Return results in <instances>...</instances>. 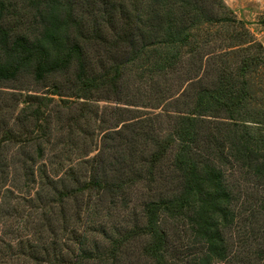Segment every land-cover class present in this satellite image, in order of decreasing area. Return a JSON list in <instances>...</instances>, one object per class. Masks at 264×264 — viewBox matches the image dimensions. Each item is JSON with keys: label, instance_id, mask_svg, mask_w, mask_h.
Returning a JSON list of instances; mask_svg holds the SVG:
<instances>
[{"label": "trees", "instance_id": "obj_1", "mask_svg": "<svg viewBox=\"0 0 264 264\" xmlns=\"http://www.w3.org/2000/svg\"><path fill=\"white\" fill-rule=\"evenodd\" d=\"M215 5L0 0V85L46 87L0 105V264H264V47Z\"/></svg>", "mask_w": 264, "mask_h": 264}, {"label": "rangeland", "instance_id": "obj_2", "mask_svg": "<svg viewBox=\"0 0 264 264\" xmlns=\"http://www.w3.org/2000/svg\"><path fill=\"white\" fill-rule=\"evenodd\" d=\"M221 5L217 6L215 5L213 7L212 13H217V15H226L229 16L231 19L240 20L244 27L250 32L249 38L251 37L256 42H259L264 47V0H220ZM211 13V14H212ZM230 25L220 22L213 25H208V29L211 31L217 30V34L214 33L215 38L212 40V44L210 47L216 49V51H222L223 49L227 48V44H229L230 40L228 38V33L232 32V29H237L240 31L241 24L240 23H234L235 26L232 23H229ZM237 26V27H236ZM225 30V31H224ZM230 60H233L230 58ZM202 72V70L200 71ZM261 76H257L251 79L252 83V90L253 93H255L256 99L258 101L261 99L264 101V72L259 73ZM185 75L181 76H175L172 80L173 83V93L174 96L179 95L181 91L185 88H187V81L184 80ZM262 79V82H261ZM258 80L259 82H256ZM17 88V89H16ZM19 88H36L39 89V92L43 93L46 90V87L42 85H37L34 83L30 76H24L22 78H18V80L13 81H7L0 85V105L3 104L4 99H8L9 103L11 101L8 97L13 93L16 96H19L18 92H24V89ZM97 104L99 105V109L101 110L102 107H114L115 105L125 106L124 103H116L114 101L109 100H101L98 101ZM3 111H6L5 107H2ZM148 111L151 109H147ZM15 110L13 112V116L15 115ZM107 110L106 113H108ZM107 117V114H104ZM2 119V117H0ZM4 118L7 117L4 115ZM2 125H0L1 127ZM1 130V129H0ZM16 148V146H15ZM19 185L21 190L15 189L16 193L15 195H22L28 197V194L32 195L34 191V187L32 185H25L24 178H19ZM13 184L11 180H7L5 182L4 186H10ZM3 187H0V192H2ZM140 189V188H139ZM143 191V190H142ZM141 190H139L135 196H138L142 193ZM2 198V199H1ZM19 199H12L11 203H16V201ZM4 202V198L0 196V207H2ZM20 211V212H19ZM18 214L10 217H6L5 219H0V237H3L4 232L8 230H15L17 228H20V226H23V219H25L24 214H26V211H24L23 208L19 210ZM0 213L1 210H0ZM7 219V220H6ZM26 229H20V234L24 235L26 233ZM6 236V237H5ZM4 238H8L7 235H5ZM215 264H226L224 262H217Z\"/></svg>", "mask_w": 264, "mask_h": 264}]
</instances>
